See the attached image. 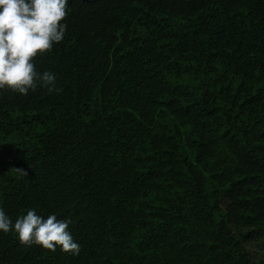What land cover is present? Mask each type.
<instances>
[{"label": "trees", "instance_id": "16d2710c", "mask_svg": "<svg viewBox=\"0 0 264 264\" xmlns=\"http://www.w3.org/2000/svg\"><path fill=\"white\" fill-rule=\"evenodd\" d=\"M66 10L56 91H0V208L80 252L0 233V264H264V0Z\"/></svg>", "mask_w": 264, "mask_h": 264}, {"label": "clouds", "instance_id": "9594fccd", "mask_svg": "<svg viewBox=\"0 0 264 264\" xmlns=\"http://www.w3.org/2000/svg\"><path fill=\"white\" fill-rule=\"evenodd\" d=\"M68 0H0V91L21 96L37 88L56 91L53 72L37 70L34 59L61 43ZM70 221L47 218L35 209L13 220L0 208V233L13 232L23 246L79 255L80 245L68 231Z\"/></svg>", "mask_w": 264, "mask_h": 264}, {"label": "rangeland", "instance_id": "374dc122", "mask_svg": "<svg viewBox=\"0 0 264 264\" xmlns=\"http://www.w3.org/2000/svg\"><path fill=\"white\" fill-rule=\"evenodd\" d=\"M254 255H256V248L253 249Z\"/></svg>", "mask_w": 264, "mask_h": 264}]
</instances>
